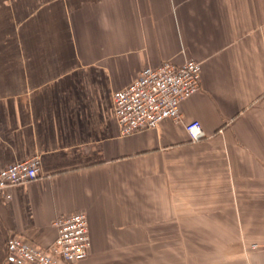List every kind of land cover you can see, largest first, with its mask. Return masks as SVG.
Wrapping results in <instances>:
<instances>
[{
  "label": "crops",
  "instance_id": "0c3cea01",
  "mask_svg": "<svg viewBox=\"0 0 264 264\" xmlns=\"http://www.w3.org/2000/svg\"><path fill=\"white\" fill-rule=\"evenodd\" d=\"M186 60L201 82L181 122L120 135L113 94L146 66ZM33 155L40 176L0 193V264H14L8 238L47 247L55 219L77 211L90 236L77 264H161L179 237H234L235 223L258 221L264 0H0V169Z\"/></svg>",
  "mask_w": 264,
  "mask_h": 264
},
{
  "label": "built area",
  "instance_id": "2783aa9c",
  "mask_svg": "<svg viewBox=\"0 0 264 264\" xmlns=\"http://www.w3.org/2000/svg\"><path fill=\"white\" fill-rule=\"evenodd\" d=\"M201 65L186 60L176 65L165 61L144 67L129 85L113 94L114 117L122 136L155 129L162 121L181 122L180 105L200 90ZM192 141L203 136L198 121L184 124ZM40 176L37 155L0 169V193L10 199V190ZM56 237L41 247L21 237L6 240L7 258L14 264H77L88 256L90 236L87 215L82 211L57 217Z\"/></svg>",
  "mask_w": 264,
  "mask_h": 264
},
{
  "label": "rangeland",
  "instance_id": "374dc122",
  "mask_svg": "<svg viewBox=\"0 0 264 264\" xmlns=\"http://www.w3.org/2000/svg\"><path fill=\"white\" fill-rule=\"evenodd\" d=\"M197 217L202 214V207H190ZM225 211L238 212L239 207H220ZM243 208L247 213L250 207ZM186 207H180L185 210ZM213 217L215 208H206ZM254 210V207H253ZM258 221H243L235 223L234 237H179L177 253L157 255L161 264H264V206L257 207ZM183 213V214H182ZM192 213V214H193ZM186 216L185 211L180 212ZM245 215V214H244ZM191 219L194 216H189ZM193 221V220H192ZM192 223V222H190ZM194 223V221H193ZM198 224L197 222H195ZM212 223V222H211ZM184 222L180 221V232ZM229 233V232H228ZM134 262L139 261L138 255H133ZM155 255H148L146 260L154 261Z\"/></svg>",
  "mask_w": 264,
  "mask_h": 264
}]
</instances>
